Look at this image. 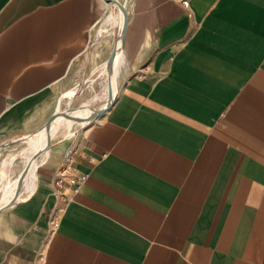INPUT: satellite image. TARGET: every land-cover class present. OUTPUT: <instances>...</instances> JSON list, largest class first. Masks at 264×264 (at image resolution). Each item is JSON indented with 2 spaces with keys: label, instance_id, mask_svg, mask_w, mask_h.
Returning a JSON list of instances; mask_svg holds the SVG:
<instances>
[{
  "label": "crops",
  "instance_id": "obj_1",
  "mask_svg": "<svg viewBox=\"0 0 264 264\" xmlns=\"http://www.w3.org/2000/svg\"><path fill=\"white\" fill-rule=\"evenodd\" d=\"M121 2L115 98L0 208V264H264V0ZM103 16L119 30L107 0H0V142L45 122ZM74 138L76 189L53 181Z\"/></svg>",
  "mask_w": 264,
  "mask_h": 264
},
{
  "label": "rangeland",
  "instance_id": "obj_2",
  "mask_svg": "<svg viewBox=\"0 0 264 264\" xmlns=\"http://www.w3.org/2000/svg\"><path fill=\"white\" fill-rule=\"evenodd\" d=\"M112 30V24L105 23L104 16L93 24L90 29L89 41L75 60L70 75L64 79L58 88L47 113L48 117L56 110L75 109L84 103L89 104L91 107L103 103L105 99L103 96L104 78L100 74V70L113 44L118 30L117 25L114 26L113 33L107 35ZM64 124L63 128H66L71 123L66 122ZM34 129L24 131L14 138L17 139L28 132H32ZM14 138L0 142V200L6 196L11 198L14 196L17 184H8L7 180L13 179L18 174L24 166L23 160L26 156L17 157L7 170L3 167V162L11 154L19 153L20 150H32L34 147L32 143L25 145L24 141L18 139L15 142ZM28 179H30L29 175H27L25 181Z\"/></svg>",
  "mask_w": 264,
  "mask_h": 264
},
{
  "label": "water",
  "instance_id": "obj_3",
  "mask_svg": "<svg viewBox=\"0 0 264 264\" xmlns=\"http://www.w3.org/2000/svg\"><path fill=\"white\" fill-rule=\"evenodd\" d=\"M108 1H111L112 4H118L121 7V9H122V25H121V28L119 30H117V33L115 35L110 53H109L108 57L105 59V63H104V69L109 74V76H108V97H107V100L105 101V103L103 105L94 106L92 108V112H90V114H88L87 116H73L69 113H63V114L55 115L52 113L45 120V122H43V124H41V126H39L37 128L36 134H39L42 131L46 132L48 130V128L51 126L52 122L59 120V119L69 118V119H72L75 121H83V120H88L90 118L96 117L99 114H101L104 110H106L112 104V102L115 98V91L114 92L112 91L110 73L113 70L114 57L117 54V52L119 51L120 47L122 46V43L124 40V35H125L126 25H127V20H128V14H127V9H126L125 4L121 3L120 0H108ZM38 156H39L38 148H36L34 150L32 159L30 161H28L27 163H25V165L21 168V170L18 172V174L13 179H8L7 183L8 184L15 183V184L21 185V183L24 181L29 169L31 168L34 160H36V158Z\"/></svg>",
  "mask_w": 264,
  "mask_h": 264
},
{
  "label": "bare ground",
  "instance_id": "obj_4",
  "mask_svg": "<svg viewBox=\"0 0 264 264\" xmlns=\"http://www.w3.org/2000/svg\"><path fill=\"white\" fill-rule=\"evenodd\" d=\"M108 1V0H107ZM111 4L112 2L109 1ZM121 2V1H120ZM122 3V2H121ZM114 7H116L118 10H119V13H120V22H119V29L121 28V25H122V9L121 7L118 5V4H112ZM126 6V5H125ZM120 51V50H119ZM118 54L119 52H117V54L115 55L114 57V61H113V64L115 63V60L117 59L118 57ZM114 68V67H113ZM108 73V72H107ZM118 73V72H117ZM109 75V74H108ZM110 78H111V85H112V91L114 92L115 91V77H114V70H112V72L110 73ZM94 107V106H93ZM91 106L89 105H81L80 107L78 108H75V109H68V110H62V111H55V115L57 114H63V113H69L73 116H77V115H83V116H87L88 114H90V112H92V108ZM67 120H72V119H69V118H64V119H59V120H56V121H53L51 126L48 128V130L46 132H44V135L35 143V147L38 148V153L39 154H42L44 151L47 150L48 146H49V143L51 141V135L52 133L55 132L56 128L66 122ZM75 121V120H73ZM40 132L39 134H33L31 136H28V137H23V138H19V140L21 141H27V140H30V139H33V138H36L38 136L41 135ZM15 141V140H14ZM16 142V141H15ZM35 148V149H36ZM34 149V150H35ZM34 150H21L19 151V153H15V154H11L10 157L8 159H5V161L3 162V167H5V169L7 170L11 164L14 162V160L19 157V156H30L31 159L33 157V153H34ZM30 159V160H31ZM37 160H34V162H36ZM33 162V164H34ZM33 164L31 166V168L29 169L27 175L29 174L30 177L33 176L34 174V171L35 169H33ZM26 175V177H27ZM25 177V179H26ZM24 179V181H25ZM24 181L21 183V185H18L17 184V188H16V191H15V194L14 196L11 198V197H4L0 200V208L3 207V206H6L8 204H10L13 200H15L19 194H20V191H21V188L23 186V183ZM7 191V190H6Z\"/></svg>",
  "mask_w": 264,
  "mask_h": 264
},
{
  "label": "built area",
  "instance_id": "obj_5",
  "mask_svg": "<svg viewBox=\"0 0 264 264\" xmlns=\"http://www.w3.org/2000/svg\"><path fill=\"white\" fill-rule=\"evenodd\" d=\"M184 5L188 4V0H182ZM76 138L66 148L64 156L54 171V183L57 186H63L64 184L73 183V188H77V184L74 183L81 178H84L87 174L84 173L81 176L75 173L74 155L77 152Z\"/></svg>",
  "mask_w": 264,
  "mask_h": 264
}]
</instances>
